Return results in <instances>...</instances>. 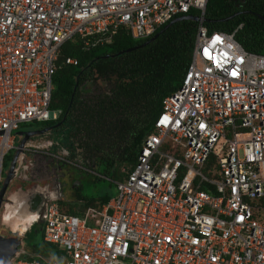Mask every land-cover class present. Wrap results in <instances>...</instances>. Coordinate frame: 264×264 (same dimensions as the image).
Returning a JSON list of instances; mask_svg holds the SVG:
<instances>
[{
    "label": "built area",
    "instance_id": "built-area-1",
    "mask_svg": "<svg viewBox=\"0 0 264 264\" xmlns=\"http://www.w3.org/2000/svg\"><path fill=\"white\" fill-rule=\"evenodd\" d=\"M208 3L0 0V189L13 133L62 114L50 107L68 43L90 51L120 30L141 41L179 17L199 18L183 84L163 100L136 163L120 179L101 175L113 180L117 197L77 216L47 204L44 241L63 252L64 264H264V56L236 40L242 25L209 32ZM53 146L30 140L18 147L15 176L25 152L56 158ZM23 252L24 243L11 264H45Z\"/></svg>",
    "mask_w": 264,
    "mask_h": 264
},
{
    "label": "trees",
    "instance_id": "trees-1",
    "mask_svg": "<svg viewBox=\"0 0 264 264\" xmlns=\"http://www.w3.org/2000/svg\"><path fill=\"white\" fill-rule=\"evenodd\" d=\"M236 5L234 0H209L204 26L209 32L232 33L242 25L236 40L247 52L264 56V0H245L241 9ZM235 14L239 15L233 17ZM198 22H177L139 48L166 25L141 41L120 30L111 44L90 51L82 50L78 42L68 43L58 61L50 107L62 114L46 128L64 130L69 138L75 132H85L83 146L89 153L100 155L93 167L99 168L103 176L120 179L121 169L136 163L144 140L153 132L163 100L183 84L192 62ZM68 57L76 58L78 66L65 65ZM81 90L94 95L81 101L83 108L76 115ZM96 205L88 204L83 212ZM83 212L66 213L77 216ZM39 232V228L34 229L27 236L31 242L25 246L23 257L27 261L63 264V252L44 241L43 230L37 241Z\"/></svg>",
    "mask_w": 264,
    "mask_h": 264
},
{
    "label": "rangeland",
    "instance_id": "rangeland-1",
    "mask_svg": "<svg viewBox=\"0 0 264 264\" xmlns=\"http://www.w3.org/2000/svg\"><path fill=\"white\" fill-rule=\"evenodd\" d=\"M93 90V88H92ZM92 92V91H91ZM94 94L84 93L81 90V98L78 101L77 110L75 114L78 115L82 110V103L90 98ZM59 112L58 108L54 110ZM47 127V123H32L27 125H22L13 134L16 136L17 140L15 142V148L17 149L23 139L25 133L29 131L43 130ZM64 130L50 131L44 135L37 136L31 140L36 144H45L48 141L53 142L54 146L50 148L51 154L56 156H47L25 152L24 162L19 174L15 176L11 182L8 192L5 197V203L8 202V197L12 195L13 192H20L26 197H31L34 192H36V187L38 186L40 190L44 192L41 194L45 200V203L51 201H57L61 209L66 213L69 211H74L76 213H81L83 210L91 203H98L104 199H115L118 195L117 188L112 179L102 178L100 174V169L95 168L96 174L86 171L82 167H93L96 166V162L100 161V155H94L89 153L84 145L86 141L85 132H75L72 138L66 137ZM16 149L9 153L4 164V181L12 168L13 160L16 156ZM66 160L71 162H76L80 166H70L68 170L72 171L69 176H66L69 172H61L59 168L54 169L51 165L52 161L65 163ZM90 164L91 166H89ZM22 189V192H21ZM45 194H48L47 196ZM31 200L30 204L33 211H38L40 208V203L42 199L37 196L39 203ZM61 203V204H60ZM43 204V205H44ZM78 215V214H77ZM39 220L30 228L29 232L34 229L40 228L38 224ZM8 226L0 223V233L5 235H11L8 230ZM19 231V230H17ZM11 233V234H9ZM18 234V232H17ZM30 234V233H29ZM41 231L37 234V241L41 238ZM16 235V234H14ZM36 240V239H34ZM24 244L26 247L30 246V240L28 238L24 239ZM25 248V247H24Z\"/></svg>",
    "mask_w": 264,
    "mask_h": 264
},
{
    "label": "water",
    "instance_id": "water-1",
    "mask_svg": "<svg viewBox=\"0 0 264 264\" xmlns=\"http://www.w3.org/2000/svg\"><path fill=\"white\" fill-rule=\"evenodd\" d=\"M238 15L239 14H235L233 17H237ZM190 19H194L195 21H199V18H197V17L194 18L191 16H182V17H179L177 19H174L168 25H166L161 31H159L154 37H152L148 42L144 43L143 45L138 46L137 48L145 46L148 43L155 40L162 33H164L166 30H168L173 24L180 22V21H183V20H190ZM262 19L264 20V18H262ZM226 20H228V19H226ZM131 50H134V49H131ZM52 130H53V128H45L43 130L29 131V132L25 133L23 139L21 140L19 147L22 149L24 147V145L27 142H29L32 138L44 135V134H46ZM20 153H21V150H19L16 153V156H15L13 163H12V168H11L10 172L8 173V175H7L5 181H4V183L0 189V207H2L4 205L6 194L8 192L10 185H11V182L15 176L16 164H17V160H18ZM38 211H39L40 217H41L39 219L38 224L40 225L39 229L42 232L43 226H44V217H45L46 207L44 209L43 208L39 209ZM8 230L12 231V229L10 227L8 228ZM17 232L19 233V231H16V232L12 231L13 234H17ZM23 241H24V239L21 235H19L17 237H15V236L14 237H5L3 234L0 233V264H11L16 258H18L19 253H20V249L24 243Z\"/></svg>",
    "mask_w": 264,
    "mask_h": 264
},
{
    "label": "clouds",
    "instance_id": "clouds-1",
    "mask_svg": "<svg viewBox=\"0 0 264 264\" xmlns=\"http://www.w3.org/2000/svg\"><path fill=\"white\" fill-rule=\"evenodd\" d=\"M36 193L44 195L40 189H37ZM40 218L39 211H33L31 208L30 197L20 192H13L8 197V202L0 207V223L10 227L13 232L19 230L20 235L30 230Z\"/></svg>",
    "mask_w": 264,
    "mask_h": 264
},
{
    "label": "flooded vegetation",
    "instance_id": "flooded-vegetation-1",
    "mask_svg": "<svg viewBox=\"0 0 264 264\" xmlns=\"http://www.w3.org/2000/svg\"><path fill=\"white\" fill-rule=\"evenodd\" d=\"M235 2H236V8L237 9H241L242 8V5L245 3V0H234ZM243 11H241V12H239L240 14L242 13ZM54 161H52V167L54 168V169H56V168H59V171H61V172H64V171H66V172H68L69 170H68V168L70 167V166H72V165H68V164H66V163H61V162H55V163H53ZM71 170L67 173V175L66 176H69L70 174H71ZM37 189H40L38 186L36 187V191H37ZM21 192H22V189H21ZM35 194L34 195H32L30 198H31V200L32 199H34L33 201L34 202H37V203H39L40 201H38V200H36L37 199V196L38 197H40L41 199H42V201H41V203H40V208L39 209H44L46 206H47V204L48 203H43V202H45V200H44V198H43V196L40 194V193H36V192H34ZM46 196L48 195V194H45ZM44 204V205H43ZM29 231V230H28ZM28 231L24 234V235H21L22 237H23V239H26L27 238V236H31V232H29L28 233ZM11 233H12V231H10ZM11 233H9V234H11ZM5 237H17V236H19L20 234L18 233V234H16V235H14V234H11V235H5V234H3ZM24 247H25V244H24Z\"/></svg>",
    "mask_w": 264,
    "mask_h": 264
},
{
    "label": "snow or ice",
    "instance_id": "snow-or-ice-1",
    "mask_svg": "<svg viewBox=\"0 0 264 264\" xmlns=\"http://www.w3.org/2000/svg\"><path fill=\"white\" fill-rule=\"evenodd\" d=\"M215 40L216 41H219L220 40V37H215ZM207 54V53H206ZM167 121V118H165V121H162V122H166ZM178 122V121H177ZM242 219V218H241Z\"/></svg>",
    "mask_w": 264,
    "mask_h": 264
},
{
    "label": "crops",
    "instance_id": "crops-1",
    "mask_svg": "<svg viewBox=\"0 0 264 264\" xmlns=\"http://www.w3.org/2000/svg\"><path fill=\"white\" fill-rule=\"evenodd\" d=\"M100 203H101V202H98V203H97L98 206H97V205H96V206L99 207V206L101 205ZM63 262H64V261H63ZM63 264H64V263H63Z\"/></svg>",
    "mask_w": 264,
    "mask_h": 264
}]
</instances>
